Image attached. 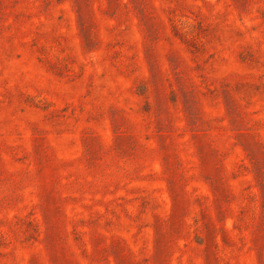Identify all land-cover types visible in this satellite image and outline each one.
<instances>
[{
  "label": "rangeland",
  "instance_id": "1",
  "mask_svg": "<svg viewBox=\"0 0 264 264\" xmlns=\"http://www.w3.org/2000/svg\"><path fill=\"white\" fill-rule=\"evenodd\" d=\"M0 264H264V0H0Z\"/></svg>",
  "mask_w": 264,
  "mask_h": 264
},
{
  "label": "trees",
  "instance_id": "2",
  "mask_svg": "<svg viewBox=\"0 0 264 264\" xmlns=\"http://www.w3.org/2000/svg\"><path fill=\"white\" fill-rule=\"evenodd\" d=\"M198 243H200V242H198Z\"/></svg>",
  "mask_w": 264,
  "mask_h": 264
}]
</instances>
